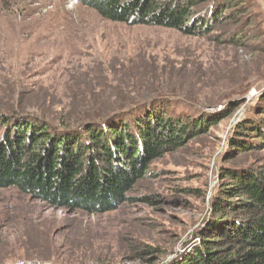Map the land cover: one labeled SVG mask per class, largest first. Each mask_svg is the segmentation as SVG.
Instances as JSON below:
<instances>
[{"label":"rangeland","instance_id":"1","mask_svg":"<svg viewBox=\"0 0 264 264\" xmlns=\"http://www.w3.org/2000/svg\"><path fill=\"white\" fill-rule=\"evenodd\" d=\"M200 1L226 5L204 36L111 22L77 0H0V114L56 123L100 94L98 105L166 95L172 112L194 117L185 105H216L111 212L50 208L0 188V264H172L213 221L229 183L221 172L264 170L261 138H249L250 150L230 148L238 124L264 106V0ZM214 246L229 253L233 244Z\"/></svg>","mask_w":264,"mask_h":264},{"label":"trees","instance_id":"2","mask_svg":"<svg viewBox=\"0 0 264 264\" xmlns=\"http://www.w3.org/2000/svg\"><path fill=\"white\" fill-rule=\"evenodd\" d=\"M77 1L111 22L162 27L188 36L211 33V23L226 8L213 10V2L206 8L200 0ZM101 95L73 105L56 123L0 114V188L14 187L50 208L111 212L131 199L128 192L154 160L206 125L202 110L216 108L185 105L196 112L194 117L172 112L166 95L144 97L135 105H98L94 100ZM257 116L238 124L230 148L250 150L246 145L253 137L261 138L264 147V106ZM221 174L229 183L212 204L213 221L199 233V244L172 264H264V170L235 166ZM216 238L232 243L231 251L216 248Z\"/></svg>","mask_w":264,"mask_h":264},{"label":"built area","instance_id":"3","mask_svg":"<svg viewBox=\"0 0 264 264\" xmlns=\"http://www.w3.org/2000/svg\"><path fill=\"white\" fill-rule=\"evenodd\" d=\"M17 264H24V262H23V263H20V262H19V263H17Z\"/></svg>","mask_w":264,"mask_h":264},{"label":"water","instance_id":"4","mask_svg":"<svg viewBox=\"0 0 264 264\" xmlns=\"http://www.w3.org/2000/svg\"><path fill=\"white\" fill-rule=\"evenodd\" d=\"M217 108H219V107H217ZM216 109V108H215Z\"/></svg>","mask_w":264,"mask_h":264}]
</instances>
